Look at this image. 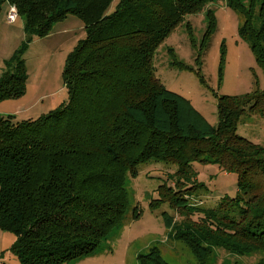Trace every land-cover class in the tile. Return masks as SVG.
<instances>
[{
	"label": "trees",
	"instance_id": "obj_1",
	"mask_svg": "<svg viewBox=\"0 0 264 264\" xmlns=\"http://www.w3.org/2000/svg\"><path fill=\"white\" fill-rule=\"evenodd\" d=\"M217 1L120 0L108 14L113 0H0V14L6 3L16 7L29 41L68 16L86 31L65 64V105L36 120L0 116V229L15 236L11 252L20 264H69L95 254L127 214V172L150 162L178 167L179 191L159 192L182 219L175 238L200 264L217 249L264 254V147L237 134L246 114L264 117V92L218 98L212 127L155 72L159 47L190 15L207 12L213 23ZM226 1L242 14L239 34L264 72V0H252L250 9ZM27 81L16 55L0 79V103L23 97ZM194 163L236 174L237 197L193 209L186 197L202 190ZM139 258L166 264L157 249Z\"/></svg>",
	"mask_w": 264,
	"mask_h": 264
},
{
	"label": "rangeland",
	"instance_id": "obj_2",
	"mask_svg": "<svg viewBox=\"0 0 264 264\" xmlns=\"http://www.w3.org/2000/svg\"><path fill=\"white\" fill-rule=\"evenodd\" d=\"M119 2L113 0L108 14L116 10ZM240 2L250 9L252 0ZM9 8L8 3L4 4L0 14V79L6 64L19 55L25 60L28 81L23 97L6 100L4 104H19L28 111L19 112L18 121L36 120L68 102L63 78L65 64L73 49L86 39V31L80 19L68 16L47 37L29 41L23 18L18 17L16 24L7 21ZM210 9L214 22L207 12L188 16L159 47L154 66L156 77L168 91L188 101L210 126L217 127L218 98L263 93L264 72L250 45L239 34L242 14L230 8L226 0H218ZM237 134L264 147V117L246 114ZM192 168L194 182L202 186L197 195L186 197L193 209H215L222 199L237 197L236 174H227L216 165L194 163ZM177 172L176 165L159 162L140 165L134 175L127 172L129 205L124 220L95 254L69 264H142L139 257L150 255L154 249L166 264H200L192 251L175 238L173 227L182 219L159 192L160 188L171 195L179 191ZM202 217L196 213L193 219L198 221ZM15 241L11 232L0 229V264H20L11 252ZM206 261L264 264V254L238 257L217 249Z\"/></svg>",
	"mask_w": 264,
	"mask_h": 264
},
{
	"label": "crops",
	"instance_id": "obj_3",
	"mask_svg": "<svg viewBox=\"0 0 264 264\" xmlns=\"http://www.w3.org/2000/svg\"><path fill=\"white\" fill-rule=\"evenodd\" d=\"M13 101H15V100H13ZM19 112H28V111L25 110V108L23 106H20L19 104L12 105V104H4V102L0 103V116L1 117H5V118L12 117V118H14V120L18 121L16 115Z\"/></svg>",
	"mask_w": 264,
	"mask_h": 264
},
{
	"label": "built area",
	"instance_id": "obj_4",
	"mask_svg": "<svg viewBox=\"0 0 264 264\" xmlns=\"http://www.w3.org/2000/svg\"><path fill=\"white\" fill-rule=\"evenodd\" d=\"M18 17H19V15H18V11H17L16 7L10 5L9 12L7 14V21L10 24H15L18 20Z\"/></svg>",
	"mask_w": 264,
	"mask_h": 264
}]
</instances>
